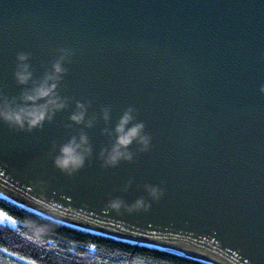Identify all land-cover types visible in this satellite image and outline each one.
Masks as SVG:
<instances>
[{
	"label": "water",
	"instance_id": "1",
	"mask_svg": "<svg viewBox=\"0 0 264 264\" xmlns=\"http://www.w3.org/2000/svg\"><path fill=\"white\" fill-rule=\"evenodd\" d=\"M60 48L75 52L61 85L72 102L43 130L0 121V193L90 232L210 264H264V0H0V90H22L18 53H32L38 78ZM76 101L99 119L85 129L91 162L69 177L51 150L83 127H65ZM130 106L151 149L134 144L132 162L104 169L101 109L114 128ZM145 184L164 196L151 201ZM116 197L152 207L117 214L106 207Z\"/></svg>",
	"mask_w": 264,
	"mask_h": 264
},
{
	"label": "clouds",
	"instance_id": "2",
	"mask_svg": "<svg viewBox=\"0 0 264 264\" xmlns=\"http://www.w3.org/2000/svg\"><path fill=\"white\" fill-rule=\"evenodd\" d=\"M60 55L52 61L51 68H46L43 75L36 77L32 65L29 61L32 58L30 52H20L17 54V65L14 77L22 90L19 95L10 96L0 90V121L10 129L17 132L31 133L36 129L43 130L45 123H51L58 112L66 110L72 102L71 97L62 95V82L68 73L65 64L72 62L75 52L72 49H58ZM260 91L264 93V85ZM75 111L69 119L72 123L66 124L67 129H72L73 124L82 125L78 134L71 135L66 142L57 145L54 141L52 153H54V165L61 172L69 177L75 176L86 165L91 162L94 154L93 145L85 129H92L98 123V116L88 115L91 101H76ZM102 119L105 127L102 133L109 138V144L103 147L99 153L102 167L115 168L122 161L132 162L136 155L131 150L132 146L137 145L138 152L146 153L150 151L152 144L151 135L145 132V123L138 121L136 109L128 107L115 127L111 126V108L101 109ZM58 148V152H57ZM38 183H44L39 181ZM133 181L129 180L123 191L127 192L131 188ZM145 191L151 201H159L164 196V189L151 184L144 185ZM107 209L117 214H133L138 212H148L152 204L144 197L136 199L128 204L123 198L116 197L110 199ZM27 228H33L32 222L25 224ZM46 231L44 228H37V234Z\"/></svg>",
	"mask_w": 264,
	"mask_h": 264
},
{
	"label": "trees",
	"instance_id": "3",
	"mask_svg": "<svg viewBox=\"0 0 264 264\" xmlns=\"http://www.w3.org/2000/svg\"><path fill=\"white\" fill-rule=\"evenodd\" d=\"M0 215L15 221L0 223V264H210L55 221L1 195Z\"/></svg>",
	"mask_w": 264,
	"mask_h": 264
},
{
	"label": "snow or ice",
	"instance_id": "4",
	"mask_svg": "<svg viewBox=\"0 0 264 264\" xmlns=\"http://www.w3.org/2000/svg\"><path fill=\"white\" fill-rule=\"evenodd\" d=\"M4 222H12V223H15V221H11L10 217L0 215V223H4Z\"/></svg>",
	"mask_w": 264,
	"mask_h": 264
},
{
	"label": "rangeland",
	"instance_id": "5",
	"mask_svg": "<svg viewBox=\"0 0 264 264\" xmlns=\"http://www.w3.org/2000/svg\"><path fill=\"white\" fill-rule=\"evenodd\" d=\"M1 196H3L1 193H0Z\"/></svg>",
	"mask_w": 264,
	"mask_h": 264
}]
</instances>
